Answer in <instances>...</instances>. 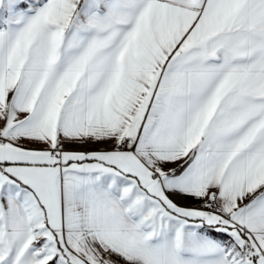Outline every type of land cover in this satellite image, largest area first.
<instances>
[{
    "label": "snow or ice",
    "instance_id": "6c2138e0",
    "mask_svg": "<svg viewBox=\"0 0 264 264\" xmlns=\"http://www.w3.org/2000/svg\"><path fill=\"white\" fill-rule=\"evenodd\" d=\"M0 264H264V0H0Z\"/></svg>",
    "mask_w": 264,
    "mask_h": 264
}]
</instances>
